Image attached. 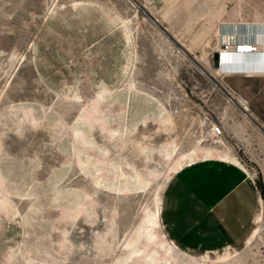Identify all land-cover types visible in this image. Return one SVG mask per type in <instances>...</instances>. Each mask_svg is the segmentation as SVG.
Here are the masks:
<instances>
[{
    "label": "rangeland",
    "instance_id": "374dc122",
    "mask_svg": "<svg viewBox=\"0 0 264 264\" xmlns=\"http://www.w3.org/2000/svg\"><path fill=\"white\" fill-rule=\"evenodd\" d=\"M241 23L264 0H0V264H264V76L212 70ZM212 157L261 199L249 237L203 253L164 196Z\"/></svg>",
    "mask_w": 264,
    "mask_h": 264
},
{
    "label": "crops",
    "instance_id": "0c3cea01",
    "mask_svg": "<svg viewBox=\"0 0 264 264\" xmlns=\"http://www.w3.org/2000/svg\"><path fill=\"white\" fill-rule=\"evenodd\" d=\"M239 25L235 26L256 34L237 35L230 30L231 34H227L223 41L241 43L242 38L264 40V24ZM224 57L228 65H224L226 72L223 75L264 76V50L258 54ZM164 199L163 217L170 237L183 248L205 253L221 252L249 237L253 231L254 210L261 197L239 167L212 157L173 175L166 186Z\"/></svg>",
    "mask_w": 264,
    "mask_h": 264
},
{
    "label": "bare ground",
    "instance_id": "6f19581e",
    "mask_svg": "<svg viewBox=\"0 0 264 264\" xmlns=\"http://www.w3.org/2000/svg\"><path fill=\"white\" fill-rule=\"evenodd\" d=\"M242 24V23H241ZM243 25V24H242ZM240 26V25H239ZM239 26H235L234 27H229V29L231 31H233V34H248V35H252V34H256V33H253V31L249 30V29H242L240 30V27ZM258 26V25H257ZM243 28V27H242ZM227 32V30H226ZM260 32V31H259ZM230 33V32H229ZM228 33V34H229ZM262 33V32H261ZM231 34V33H230ZM259 34V33H258ZM227 35V33H226ZM262 35V34H261ZM224 36V35H223ZM235 36V35H234ZM218 46L216 47V52H219L220 53V65L216 68H213L212 70L214 71V73L218 76H221L223 74H225L226 71H224L223 67L224 65H228L226 64L227 63V59L224 57L225 55L226 56H230V54H237V55H251V54H258V53H261L262 50H264V45L263 46H260V43L261 44H264V40L262 42L260 41H257V40H251V39H246V38H242V42L241 43H229V42H225V41H220V39L222 40V38L220 37V32L218 33ZM227 38V37H226ZM224 39V38H223ZM221 44V46H220ZM237 51H240V52H237ZM257 56V55H256ZM234 57V56H233ZM241 57V56H240ZM245 57V56H244ZM242 58V57H241ZM250 58V56H249ZM230 59V58H229ZM235 59V58H234ZM253 59V57H252ZM241 60V59H240ZM243 60V59H242ZM248 60V59H247ZM246 60V61H247ZM244 60V62H246ZM230 63V60L228 61ZM237 62V61H236ZM243 62V61H242ZM238 63V62H237ZM231 64H233L231 62ZM227 67V66H226ZM225 67V68H226ZM234 68V66H233ZM229 70V69H228ZM236 70V68H235ZM242 69H240L241 71ZM251 70V69H250ZM232 71V70H231ZM233 72V71H232ZM235 72V71H234ZM238 100V99H237ZM243 102V99L242 98H239L238 102ZM247 108L249 109V106H247ZM217 129V126L213 127L212 128V133L213 131H215ZM214 134V133H213ZM215 135V134H214ZM216 136V135H215ZM218 137V136H216Z\"/></svg>",
    "mask_w": 264,
    "mask_h": 264
},
{
    "label": "built area",
    "instance_id": "2783aa9c",
    "mask_svg": "<svg viewBox=\"0 0 264 264\" xmlns=\"http://www.w3.org/2000/svg\"><path fill=\"white\" fill-rule=\"evenodd\" d=\"M242 99H243V102H241V101L239 102V107L243 111L244 115L248 116L249 109L247 108V106H249V102H248V100H246L244 98H242ZM213 133L218 137L223 135V131L219 127H217V129L215 131H213Z\"/></svg>",
    "mask_w": 264,
    "mask_h": 264
},
{
    "label": "water",
    "instance_id": "95a60500",
    "mask_svg": "<svg viewBox=\"0 0 264 264\" xmlns=\"http://www.w3.org/2000/svg\"><path fill=\"white\" fill-rule=\"evenodd\" d=\"M215 65L216 67L220 65V53L219 52L215 53Z\"/></svg>",
    "mask_w": 264,
    "mask_h": 264
},
{
    "label": "trees",
    "instance_id": "16d2710c",
    "mask_svg": "<svg viewBox=\"0 0 264 264\" xmlns=\"http://www.w3.org/2000/svg\"><path fill=\"white\" fill-rule=\"evenodd\" d=\"M261 190H262V194H263V197H264V188L263 186H260Z\"/></svg>",
    "mask_w": 264,
    "mask_h": 264
}]
</instances>
